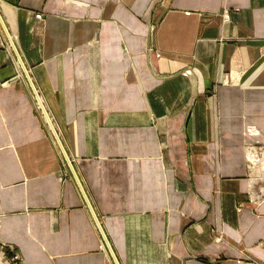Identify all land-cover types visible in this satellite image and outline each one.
Here are the masks:
<instances>
[{"label":"crops","instance_id":"1","mask_svg":"<svg viewBox=\"0 0 264 264\" xmlns=\"http://www.w3.org/2000/svg\"><path fill=\"white\" fill-rule=\"evenodd\" d=\"M251 148L264 0H0V264H264Z\"/></svg>","mask_w":264,"mask_h":264},{"label":"rangeland","instance_id":"2","mask_svg":"<svg viewBox=\"0 0 264 264\" xmlns=\"http://www.w3.org/2000/svg\"><path fill=\"white\" fill-rule=\"evenodd\" d=\"M38 19H39V16H38ZM7 40V47H8V50H9V48H10V50H11V52H13V57L16 59V61H14L15 62V65H16V68H20L21 69V67H19L18 65H19V60H18V58H17V56H16V54H15V51H14V49L13 48H11L12 47V44H10V42H9V40L8 39H6ZM11 45V46H10ZM10 50H9V52H10ZM12 54V53H11ZM18 64V65H17ZM20 72V71H19ZM18 75V74H17ZM17 77H19V78H24V80L25 81H28L27 80V77H26V74L25 73H19V75L17 76ZM22 78V79H23ZM41 109H42V107L40 106L39 107V110L41 111ZM41 113L43 114L44 112H43V110L41 111ZM249 157V161L251 162V159H250V156H248ZM261 159V158H260ZM66 161V166H70V167H72V162H71V160L70 159H68L67 158V160H65ZM259 161V163L261 162L262 164H263V166H264V155L262 156V160H258ZM260 185H263V189H264V179L263 180H259V183H258V187H260ZM262 197L264 198V193H262ZM17 259V257H14V260H16Z\"/></svg>","mask_w":264,"mask_h":264},{"label":"bare ground","instance_id":"3","mask_svg":"<svg viewBox=\"0 0 264 264\" xmlns=\"http://www.w3.org/2000/svg\"><path fill=\"white\" fill-rule=\"evenodd\" d=\"M23 66V64H21ZM42 110V109H41ZM249 156L251 159V163L257 164L259 163L258 160H260L257 151H255L254 148L249 149ZM71 166V165H70Z\"/></svg>","mask_w":264,"mask_h":264},{"label":"built area","instance_id":"4","mask_svg":"<svg viewBox=\"0 0 264 264\" xmlns=\"http://www.w3.org/2000/svg\"><path fill=\"white\" fill-rule=\"evenodd\" d=\"M39 18H41V16H39ZM9 50H10V48H9ZM11 51V50H10Z\"/></svg>","mask_w":264,"mask_h":264}]
</instances>
